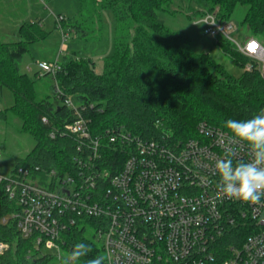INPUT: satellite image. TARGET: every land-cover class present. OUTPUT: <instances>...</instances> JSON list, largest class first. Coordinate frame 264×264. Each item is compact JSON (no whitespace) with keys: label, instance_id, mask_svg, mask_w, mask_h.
Here are the masks:
<instances>
[{"label":"trees","instance_id":"obj_1","mask_svg":"<svg viewBox=\"0 0 264 264\" xmlns=\"http://www.w3.org/2000/svg\"><path fill=\"white\" fill-rule=\"evenodd\" d=\"M185 1V0H184ZM175 0H78L82 20L93 30L105 10L114 17L112 51L104 57L103 72L96 71L95 60L80 51L59 59L56 97L61 103L38 98L34 76L21 70L23 56L32 44L48 36L40 21L23 24L21 39L7 42L0 38V85L13 94V104L0 110V119L8 113L21 119L20 130L30 133L35 145L24 157H17L15 167L57 168L62 175L76 174L75 157L79 155L77 134L61 132L64 123L72 121L75 110L66 104L71 98L89 120L90 133L102 147L112 149L109 130L121 128L146 139L184 141L197 137V125L206 121L224 130L227 119L246 120L264 109V75L258 63L243 54L229 40H215L230 56L234 65L242 67L240 75L230 73L208 51H195L192 38L184 30L174 29L159 18L160 11L176 12ZM187 16L194 19L215 11L221 20H230L238 5L247 7L242 20L250 32L264 44V0H186ZM66 20V18H65ZM64 20V21H65ZM63 21V22H64ZM82 23V22H81ZM77 32L89 31L78 22H67ZM95 27V26H94ZM253 62L251 70L246 65ZM53 77V76H52ZM47 117L48 122L43 121ZM227 131V130H226ZM55 136L52 137L51 133ZM104 151L111 163L120 167L126 159L123 151ZM99 165V166H100ZM110 172L116 167L110 166ZM20 206L10 198L5 182L0 184V240L10 247L0 254V264H47L54 256L36 245L35 238L23 237L13 216ZM6 217V221L3 218ZM92 217L78 218L58 239L64 253L76 243L89 244L92 251L74 264L104 256ZM88 227L94 233L89 236ZM105 264V259H104Z\"/></svg>","mask_w":264,"mask_h":264},{"label":"built area","instance_id":"obj_2","mask_svg":"<svg viewBox=\"0 0 264 264\" xmlns=\"http://www.w3.org/2000/svg\"><path fill=\"white\" fill-rule=\"evenodd\" d=\"M39 1L46 5L47 0ZM56 20L63 26L65 16L58 14ZM193 23L202 24L215 39L232 42L264 75V44L258 38L233 36V23L219 19L215 11ZM68 34L65 30L64 37ZM253 40L260 44L255 51L250 47ZM37 64L41 75L55 77L60 68L59 59ZM253 67V62L246 65L248 70ZM65 102L76 117L64 123L61 132L89 141L78 142L76 174L39 166L37 173L25 166L0 173V184L5 182L10 198L20 206L13 216L23 237L33 236L44 252L54 249L60 256L61 233L87 216L96 219L105 264H264V198L252 205L224 197L217 189V159L249 162L252 152L246 143L233 141L226 130L206 121L197 125V137L184 141L110 129L111 150L126 154L120 167L110 164L116 167L110 172V166L100 165L108 160L104 151L109 148L91 136L89 120L76 103L69 97ZM43 121L47 123V117ZM9 247L0 240V254Z\"/></svg>","mask_w":264,"mask_h":264},{"label":"rangeland","instance_id":"obj_3","mask_svg":"<svg viewBox=\"0 0 264 264\" xmlns=\"http://www.w3.org/2000/svg\"><path fill=\"white\" fill-rule=\"evenodd\" d=\"M16 1L22 3L25 0H0V27L2 30L7 27L6 30L9 31L4 32L7 35H12L11 31L15 23L20 19H25L24 17L27 15L14 7L15 3L17 4ZM173 8L174 10L176 9L174 13L160 11V20L174 29L188 32L192 38V47L195 51L210 52L230 73L240 75L243 72V68L234 65L230 56L216 44V39L204 32L202 24H194L187 16V12L191 8H189L186 0H175ZM39 10L41 13L43 12V28L49 33L43 43L36 45L38 56L41 55L43 58L55 60L57 54H59L57 59H60L65 54L80 51L95 60L97 72H103L104 57L112 51L114 17L110 10L104 11L103 18L95 22L92 31L89 29L91 24L88 26V21L85 22L81 18L78 0H47L46 5L40 2ZM246 11V6L238 5L230 19L234 26L232 35L241 40L250 34L242 23ZM58 14H62L66 18L63 26H60L56 20ZM78 19L80 24L88 29L87 31L89 32L87 34H83L82 31L77 32L75 28L67 25V22H76V20L78 22ZM26 21L30 20H23V22ZM65 30L69 32L67 37H64ZM37 46L41 47L38 49ZM34 48L30 47V50L23 56L21 61V70L27 72L30 76H34L35 71L39 70L37 60L34 61ZM56 84V80L51 75H46L39 79L37 81L38 98H47L55 104L61 103V100L56 97ZM9 98L14 100L11 94ZM12 103H9L7 107ZM7 118V120L0 119V173L4 175L12 172L17 157L26 156L35 145L33 136L26 131L20 130L21 119L19 117L8 113ZM86 233L92 236L94 231L88 227ZM50 252L54 256L47 264H62L61 258L67 256V253L63 251L60 256L57 255L54 249Z\"/></svg>","mask_w":264,"mask_h":264},{"label":"clouds","instance_id":"obj_4","mask_svg":"<svg viewBox=\"0 0 264 264\" xmlns=\"http://www.w3.org/2000/svg\"><path fill=\"white\" fill-rule=\"evenodd\" d=\"M260 47L258 41H251ZM223 127L235 142L246 143L252 152L249 162L225 157L217 159L215 168L219 174L217 189L224 197L248 202L252 205L260 204L264 198V109L250 119H227ZM92 251L89 244L76 243L67 256L62 257V264H74L80 258ZM104 256L87 260L85 264H104Z\"/></svg>","mask_w":264,"mask_h":264},{"label":"crops","instance_id":"obj_5","mask_svg":"<svg viewBox=\"0 0 264 264\" xmlns=\"http://www.w3.org/2000/svg\"><path fill=\"white\" fill-rule=\"evenodd\" d=\"M36 1L35 0H31V1L25 0L22 3L16 1L17 4L15 3L14 7L19 9L20 11H23L27 15L24 17L25 19H20L19 21H17V23H15L13 28L11 27L12 28V31H11L12 35H7L6 33H4L5 31H9V30H6L7 27H5L3 30L0 27V38L3 41L12 42V41L20 40L21 39L20 27L23 24L28 23V22L40 21L39 25L41 28H43V22H44L43 12L41 13L39 10L40 1L39 0H36ZM23 20H30V21L23 22ZM46 38L41 39V40H39L36 43L31 45L32 49H33V47H35L34 48V51H35L34 61L35 60H41V59L50 60L49 58L41 57V55L38 56V52H37L38 50L36 48V45L38 43H43L46 40ZM37 47L39 49V47H41V46H37ZM57 57H59V54H57V56L55 58L57 59ZM10 94L13 95L6 87L0 85V110L7 108L8 104L13 102V100H10V98H9ZM12 104H10V106Z\"/></svg>","mask_w":264,"mask_h":264},{"label":"snow or ice","instance_id":"obj_6","mask_svg":"<svg viewBox=\"0 0 264 264\" xmlns=\"http://www.w3.org/2000/svg\"><path fill=\"white\" fill-rule=\"evenodd\" d=\"M250 47H251L252 49H255L256 45H255V44H252Z\"/></svg>","mask_w":264,"mask_h":264}]
</instances>
